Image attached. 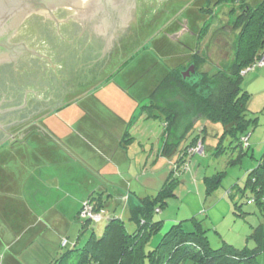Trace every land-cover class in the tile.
I'll return each mask as SVG.
<instances>
[{
	"label": "rangeland",
	"instance_id": "rangeland-1",
	"mask_svg": "<svg viewBox=\"0 0 264 264\" xmlns=\"http://www.w3.org/2000/svg\"><path fill=\"white\" fill-rule=\"evenodd\" d=\"M261 1L246 2L257 6ZM215 2L216 0H153L149 5L142 4L135 14L136 36L133 39L121 38L113 47L104 69L94 80L73 92L59 94L56 101L58 104L41 119L42 126L51 132H38L51 135V144L56 145L54 140H57L65 150L69 148L74 158L64 160V165L54 162L53 165L43 167L46 169H43L41 175L38 167L40 165L32 160L28 161L26 153L45 150V144H38L33 138L27 139L33 133L31 129L27 132L28 135L24 134L27 135L24 142L17 141V163L9 165V160L8 167L37 168L28 173L32 179L27 181L25 192L28 194L36 178H48L47 183L53 187L49 192L47 206L56 205L58 210L68 209L70 220L75 221V226H82L85 215L90 216L85 229L79 232L80 236H75L73 232L72 236L62 237L61 246L57 247L55 236L50 237L45 232L48 238L42 240L40 237L39 256L29 249L22 257L31 258L32 264H36V260L38 264H57L56 259L63 256L70 246L79 248L93 231L101 235L108 219L115 216L120 217L132 233L136 224L129 219V205L136 204L139 197L156 193L170 173L173 177L176 173L177 178H180L175 189L176 195L169 197L166 205L153 214L154 220L160 221V225L158 232L151 234L146 249H152L159 243L173 223L192 216L200 219L202 226L207 228L208 240L214 248L221 246L222 239L236 247H253L257 243L251 233L264 220V205L259 207L256 203H246L247 197L251 195L250 191L243 197L236 194V201L241 205L237 212L230 210L226 213L221 205L209 209V205L216 194L230 204L226 191L234 190L236 185L243 188L248 170L257 165L258 159L264 153V61L260 63L264 50L260 51V57L257 55L255 63L242 72L240 81L241 89L246 91L243 101L245 117L251 119L246 131L248 140L245 143L246 146L249 144L248 147H242L238 139L226 134L222 138V153L212 154L209 148L217 144L221 131L217 136L213 133L221 127L201 121L197 132L199 133L202 125H206L207 130L181 167L175 162L174 154L168 157L158 149V138L163 132V115L145 103L177 57L180 60L189 55L178 50V46L173 47L168 38L167 34L173 31V26L168 24L171 20L190 19L195 29L203 24L201 35L190 39L191 45L196 44L197 57L202 60L199 72L212 76L235 59L243 28L242 25L235 26L234 22L242 9H238L236 2L231 3L230 0L218 4ZM206 4L212 9L210 17L206 15L210 12L201 11V6ZM256 26L245 28L246 32L242 34L241 40L243 44L246 43V37L254 33ZM189 79L188 81L193 82L192 77ZM201 92L203 95L209 93L205 87ZM168 98L183 103L186 101L180 94H171ZM188 113L192 115L190 110ZM195 133L194 131L184 140L181 150ZM203 137L204 144H200ZM161 146L162 141L159 143V147ZM237 156H240V161H231L233 157L237 159ZM21 160L22 163L25 160L24 165H20ZM223 170H226V174L220 186L213 194L206 196L203 175ZM40 184L38 183L39 186ZM56 185H60L64 191L53 189ZM90 195H93V201L101 198L104 206L98 210L91 201L86 205L84 215L83 212L75 213L77 209L75 210L72 199L80 200L77 206L81 210ZM57 199L60 200L55 202ZM63 202L65 203L62 204ZM244 212L246 214L241 215ZM57 249L59 256H55ZM165 256L167 255L160 259L163 264L166 262ZM71 257L64 264H72L74 258L70 260ZM256 259L257 262L250 264H264V251ZM179 264L195 263L185 259Z\"/></svg>",
	"mask_w": 264,
	"mask_h": 264
},
{
	"label": "trees",
	"instance_id": "trees-1",
	"mask_svg": "<svg viewBox=\"0 0 264 264\" xmlns=\"http://www.w3.org/2000/svg\"><path fill=\"white\" fill-rule=\"evenodd\" d=\"M230 1L234 3L238 0ZM240 1L242 5L238 9L241 8L242 12L235 19L234 25H242L243 31L238 39L235 59L212 76H208L205 72L198 71L202 60L197 57L195 48L193 51L191 50L188 57L184 56V60H179L177 57L176 62L151 91L147 102H145L146 106H151L154 111L163 115L160 152L168 157L174 154L175 162L181 167L189 153L193 152L192 148L194 149L202 134L207 130V126L202 125L199 133L197 132L198 126L202 124L201 121L221 127L219 131L213 133L217 136L221 131V137L213 147L212 154L222 153L224 145L222 138L226 134L238 139L242 147L249 146V144L246 146L245 141L248 140L246 131L251 119L248 120L245 117L246 108L243 101L246 91L241 89L240 81L242 72L254 64L257 55L260 57V51L264 50V20L262 21L264 0L257 6H251L245 0ZM220 2H224V0H216L215 3ZM201 11L211 14L212 9L206 4L201 6ZM256 24L258 25L256 26ZM252 25L257 28L254 33L246 37V43L243 44L242 34L246 32L245 28L252 27ZM202 26L198 29L199 35L202 33ZM190 65L194 67V71H189L186 75L192 77L193 82L188 81L190 77L184 75ZM203 87L208 90L207 95L202 94ZM171 94L184 96L185 106L181 101L169 100L168 97ZM188 110L192 112V115L188 113ZM42 127L44 128V126ZM194 131L196 133L190 142L185 144L181 150L184 140L190 137ZM203 139L204 137L200 144H204ZM233 158L231 161L241 160L240 156H237V159ZM225 174L226 170H223L203 177L206 196L214 193ZM174 176L170 173L156 193L139 197L136 204L129 205V219L136 224L132 233L126 228L120 217L109 218L101 235H97L93 231L79 248L70 246L63 256L56 259L57 264H64L73 253L70 258V260L74 258L72 264H163L164 262H160V259L164 255H167L165 264H179L185 259H189L195 264H250L257 262L256 256L264 251V220L254 227V231L251 233V237L254 236L257 241L253 247L248 245L236 247L235 244L225 239H222L220 247H212L206 234L207 228L202 226L200 219L192 216L173 223L163 234L159 243H156L152 249H146L151 234L157 233L160 225V221L154 220L153 214L166 205L169 197L176 195L175 189L180 178H177L176 173ZM235 189L226 191L234 212H237V208L241 209V205L236 201V194L243 197L247 191H250L251 195L247 197L246 203H256L259 207L264 205V153L258 159L257 165L248 170L243 188L236 185ZM93 199V195H90L86 204L77 211V214L82 213L87 208L86 205ZM91 203L98 210L104 206L101 198H96ZM245 214L246 212L241 215ZM85 217V221L81 222L82 226L78 228L80 231L85 229V224L90 218L86 215ZM66 246L67 243L64 248Z\"/></svg>",
	"mask_w": 264,
	"mask_h": 264
},
{
	"label": "flooded vegetation",
	"instance_id": "flooded-vegetation-1",
	"mask_svg": "<svg viewBox=\"0 0 264 264\" xmlns=\"http://www.w3.org/2000/svg\"><path fill=\"white\" fill-rule=\"evenodd\" d=\"M112 1L56 0L52 13L58 22L41 12H32L16 28L10 42L21 47L12 56L0 60V143L27 133L32 126L22 121L37 112H42L40 115L45 113L41 107L57 103L56 98L67 87L70 66L77 63L79 69L83 60L87 66L90 58L96 56L97 59L101 51L110 50V40L101 27H110L114 23L109 13H112ZM152 1L116 0L122 7L133 2L131 20L135 19L142 4L149 5ZM57 2L61 4L58 6ZM75 2L83 10L76 11L72 7L76 6ZM236 5L241 6V1L238 0ZM206 15L210 17L212 14ZM115 22L119 24L121 21L115 19ZM131 22L129 20L128 23ZM169 24L173 31L167 36L173 47L176 45L178 50L190 54L196 48L190 39L197 38L199 30L193 28L187 18L171 20ZM18 106L22 107L16 109Z\"/></svg>",
	"mask_w": 264,
	"mask_h": 264
},
{
	"label": "crops",
	"instance_id": "crops-1",
	"mask_svg": "<svg viewBox=\"0 0 264 264\" xmlns=\"http://www.w3.org/2000/svg\"><path fill=\"white\" fill-rule=\"evenodd\" d=\"M54 107L55 104L53 103L44 106L42 109H44L43 112L45 111V113L40 115L42 112H37L38 114H34L29 117V119L22 121L25 125L30 124L35 127L31 129L33 133H31L27 139L33 138L38 144H45V150L31 151V153L27 151L26 153V155H28V161L32 160L34 163L40 165L38 167L41 175L43 174V169H46L43 167H48L51 164L53 165L54 162L64 165V160H70L71 157H75L69 148L65 150L61 144H58L57 140H54L56 145L51 144V140L53 139L51 135L38 132L41 130L44 132H51L48 131L47 128L42 127L43 122H41V119L43 115L47 114V112L51 111ZM38 126L39 128H36ZM28 134L29 133H27V135ZM27 135L17 136L15 139L11 137V139L3 140L0 143V264H32L31 258L27 259L22 256L29 249H32L34 253L38 255L40 252V237L42 240L48 238L45 232L49 233L50 237L55 236L57 247L60 245L62 237L72 236L74 233L75 236H80L79 226H75V221L70 220L68 209L58 210L56 205L47 206L50 195L49 192L53 187V185L47 183L48 178H36L31 188H29L28 194L25 192L27 181L32 179L28 173L36 170V166H30L29 168L8 167L9 160L12 162H9V165H16V144L24 142L23 140ZM161 138L162 134L158 138V149L161 148L159 147V143L162 141ZM209 150L212 151L213 147H210ZM21 152H18V154ZM115 152H117V150ZM22 160L20 165L25 164V160L23 163ZM76 161L78 160H75V162ZM204 176L205 175H203V177ZM38 183H41L40 186ZM66 183L67 182H62V184ZM53 189L61 190V192L64 191L60 185H56ZM65 194L67 195V192H65ZM59 200L60 199H57L55 202ZM72 201L75 210L77 209L75 213H77L79 209L77 203H79L80 200L73 198ZM64 203L65 202L62 204ZM218 205H221L226 213L230 210L234 211L232 202L228 204L216 194L213 196L209 209H215ZM215 231L218 233L220 232L217 229ZM75 242H77V240L74 241V243ZM48 252H50V250H48ZM57 253H60L58 249L55 252V256H59ZM52 256L51 254L50 257ZM36 264H38L37 260Z\"/></svg>",
	"mask_w": 264,
	"mask_h": 264
},
{
	"label": "water",
	"instance_id": "water-1",
	"mask_svg": "<svg viewBox=\"0 0 264 264\" xmlns=\"http://www.w3.org/2000/svg\"><path fill=\"white\" fill-rule=\"evenodd\" d=\"M55 2L56 0H0V60L12 56L15 52H17L16 49L18 47H21L20 44L11 43L10 36L14 33L16 28L28 14L32 12H41L45 15L50 16L56 22L59 21L52 13V6ZM56 4L59 6V4L61 3L57 2ZM132 4L133 2L130 3V6H124V8L122 7L121 3H117L116 0H113L111 2L110 8L112 9V13L110 11L109 13L111 15V18H114V23L110 27H101L102 31H105L104 35L107 36V38L110 40V50H106L104 52L101 51V56L97 57V59H95L96 56L90 58V64L86 63L88 64L87 66L84 63V60L82 62L80 61L82 67L79 69H77V63H75L76 65H73L72 67L70 66L67 74V87H65L66 89H62V92L64 94L73 92V90L79 89L85 84L94 80L97 75L104 69L106 63L111 57V51L113 47L118 44L121 38L128 37L129 39H133L136 36V20H131V7L133 9L134 6H131ZM75 5L76 6L72 7L76 11H79L82 8V6L76 4V2ZM112 14L115 16H113ZM115 19L120 20L121 22L118 24L115 22ZM129 20L132 22L128 23ZM106 28H108L109 31H106ZM121 32L125 33L121 34ZM189 71H194V67L192 65L189 66L184 75L188 74ZM57 100L58 98H56L55 101ZM21 107L22 106H18L16 107V109ZM43 107H41V109ZM33 109L34 108H31V110Z\"/></svg>",
	"mask_w": 264,
	"mask_h": 264
},
{
	"label": "built area",
	"instance_id": "built-area-1",
	"mask_svg": "<svg viewBox=\"0 0 264 264\" xmlns=\"http://www.w3.org/2000/svg\"><path fill=\"white\" fill-rule=\"evenodd\" d=\"M264 61V56H263V58L260 60V63H262ZM83 215H84V212H83Z\"/></svg>",
	"mask_w": 264,
	"mask_h": 264
}]
</instances>
